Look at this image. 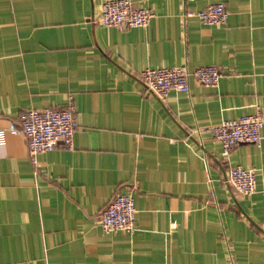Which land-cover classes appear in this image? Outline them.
Here are the masks:
<instances>
[{"label": "crops", "instance_id": "1", "mask_svg": "<svg viewBox=\"0 0 264 264\" xmlns=\"http://www.w3.org/2000/svg\"><path fill=\"white\" fill-rule=\"evenodd\" d=\"M101 0H0V129L28 107L70 96L72 148L35 155L21 134L0 143V264H258L264 260V125L226 157L208 127L264 117V0H130L144 27L95 20ZM221 1L223 24L181 18ZM213 65L216 86L144 92L145 67ZM254 168L239 194L226 170ZM114 193H129L132 233L103 232Z\"/></svg>", "mask_w": 264, "mask_h": 264}, {"label": "built area", "instance_id": "2", "mask_svg": "<svg viewBox=\"0 0 264 264\" xmlns=\"http://www.w3.org/2000/svg\"><path fill=\"white\" fill-rule=\"evenodd\" d=\"M189 1V0H187ZM152 11L143 6H133L130 0H101L95 20L104 26L125 28L144 27L152 17ZM227 9L221 1L208 2L202 8H183L181 18L195 17L204 25L223 24ZM222 72L213 65H199L189 68L185 64L170 67H145L138 78L144 92L164 99L169 90L188 92L189 79L193 78L205 86H216ZM76 122L74 105L70 98L59 107H28L19 110L13 123L0 129V143L5 131L21 134L26 144L27 154L33 164L35 155L55 147L72 148V134ZM264 125V117L258 113L243 114L235 118H223L208 127L214 140L220 145V155L226 157L229 150L240 142L258 144L259 129ZM224 181L239 194L250 195L254 190V168L232 166L226 170ZM135 207L129 193H114L99 213L98 222L103 232L122 231L132 233ZM258 264H264V260Z\"/></svg>", "mask_w": 264, "mask_h": 264}]
</instances>
